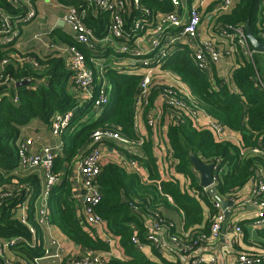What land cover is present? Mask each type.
Listing matches in <instances>:
<instances>
[{"label":"trees","instance_id":"trees-1","mask_svg":"<svg viewBox=\"0 0 264 264\" xmlns=\"http://www.w3.org/2000/svg\"><path fill=\"white\" fill-rule=\"evenodd\" d=\"M263 2L264 0H238L217 21L221 24L241 25L248 22L253 36L261 41L264 18H259L258 14ZM68 3L85 4L81 0ZM139 5L148 7L152 12L171 10L170 0H140ZM0 9L11 19H17L22 16L26 7L20 2L0 0ZM86 9L83 22L95 36H106L111 23L109 12L92 5L86 6ZM140 15L132 4L125 8L121 16L126 39L115 41L121 40L126 47H134V39L141 32H131L130 28L133 19ZM46 38L47 50L41 54L35 52L34 48L18 53L13 42L7 46L0 45V77L12 81L9 91L16 89L17 97L16 102L8 95L0 97V185L6 184L9 189L20 187V191L15 192V196L6 198L0 207V238L22 235L31 240L28 228L19 221L16 211H13L18 204L25 202L28 221L36 228L38 235H41V228L33 215V208L40 194L39 176L36 171L24 174L16 171V142L22 127L33 118L50 125L54 113L71 111L68 124L60 132L62 154L55 155L53 160L52 173L61 179L51 187L46 196L48 222L58 228L70 242L82 248L84 253L92 251L106 254L110 251L109 244L97 235L95 229L88 225L87 228L83 227L79 221L78 203L70 193L71 182L68 176L72 161L79 160L86 153V146L94 130L111 128L124 137L135 138L133 105L140 75L122 74L104 65L100 72L99 67L94 65L97 61L120 55L112 46L106 45L95 50L84 48L75 41L72 33L60 27L52 29ZM66 46H75L84 54L85 62L93 72L96 89L101 77L109 83V101L99 109L97 115L90 114L91 101L78 98V88L68 67L69 56L56 48ZM17 56L28 58L29 61L20 63ZM4 59L7 62L2 64ZM237 63L231 73L230 85L215 73L197 69L186 51H174L164 63L166 69L178 74L187 85L197 106L228 130L238 132L242 144L238 147L229 140L218 141L208 129L194 126L190 121L179 125L168 123L167 137L173 150L176 171L187 179V188L182 187L175 179H160L150 138L142 147L149 181L144 182L137 173L128 172L117 163L101 164L97 177L100 201L95 211L102 217L107 230L118 239L125 256L123 259L104 257L101 264H181L180 258L169 261L160 257L159 261L153 260L132 243L131 239L135 236L142 244L151 245L154 254L161 256V250L148 240L143 222L146 216L153 217L168 234L177 236L179 247L176 248L180 255L191 254L204 243L199 238L209 234L210 216L215 210L211 197L199 185L198 177L192 170L190 154L198 156L205 163L216 165L214 184L217 194L226 201L238 199L235 193L248 182L264 178V156L253 151L258 146L264 149V91L257 80L252 60L239 53ZM23 80H27L29 84L14 87V83ZM154 95L155 93L151 94V101ZM225 166L226 171L223 169ZM203 203L210 212L207 218L203 217ZM166 210L182 212V233L175 230L172 220L165 214ZM241 226L246 240L248 231L243 223ZM255 236L256 240L249 243L251 249L245 253L260 258L258 264H264V227H256ZM39 240L33 246L19 243L10 247L19 258L8 260L5 256H0V264H20L43 256V241L41 238ZM184 246H191V249L187 251Z\"/></svg>","mask_w":264,"mask_h":264},{"label":"built area","instance_id":"built-area-1","mask_svg":"<svg viewBox=\"0 0 264 264\" xmlns=\"http://www.w3.org/2000/svg\"><path fill=\"white\" fill-rule=\"evenodd\" d=\"M13 3H22L25 5L26 10L17 19H11L5 12L0 9V45L7 46L13 42L14 45L18 42L22 33V28L33 21L36 17L35 6L32 1L35 0H10ZM49 1V0H47ZM85 4L71 5L63 4L67 7L66 13L62 17V21L67 25L74 39L77 43L84 48L95 50L100 49L101 43L107 40L126 39L124 31V21L121 13L125 11V8L129 4L136 7L140 12V16L136 17L132 21L131 32H146L147 27L153 29V33H161V30L169 28H180L179 31L166 43L158 39L157 36L152 37L150 41V48L152 51L151 56L143 54L144 58L138 60L144 68L147 70L140 74L138 82V90L134 98V121L138 118H142L147 127L152 129L156 128L161 121V117L164 111L167 113L168 120L176 125H179L185 121H190L194 126L203 127L208 129L213 137L218 141H224L228 139L227 132L230 131L221 125L219 122L211 118L203 109H201L194 101L191 94L179 87L168 85L164 82L152 83V73L154 68H159L161 62L166 57L169 51V46L177 41H183L185 39L192 40L198 36V27L200 25L201 16L199 7L202 5L200 0H194L190 3L187 9V18L183 22L179 9L181 7L180 0H170L173 6V11L165 12L159 20L155 23L149 21L150 10L146 6L139 5L140 0H81ZM232 0H221L220 9L226 10L231 5ZM100 9L102 11H108L111 18V23L108 26L109 35L99 38L93 34V31L86 26L83 22V17L87 14L86 6ZM152 25V26H151ZM219 36L221 38L231 40L233 44L241 49L245 55L250 56L251 50L249 49V41L245 35L244 26L241 24H221L218 28ZM261 37L264 38V32L261 33ZM38 35L35 39H38ZM48 46V43L45 44ZM15 47V46H14ZM69 56L68 67L73 73L74 83L79 90V97L82 100H89L92 102V110L105 106L109 101V84L104 77H101L99 86L96 89V83L94 80L92 70L87 66L85 62L84 54L78 50L75 46L56 47ZM132 51L124 44L118 46V52H130L132 55H142L138 45L135 44ZM223 51L217 49L209 41H203L200 46L193 50V61L197 69L207 70L210 63L218 61L223 56ZM21 63L23 61H29L28 58L21 57L18 59ZM32 62L34 60L31 59ZM7 62V59L2 60V64ZM137 61L131 62L130 66L135 67ZM121 70L125 68L121 66ZM131 68V67H129ZM100 72L102 66H99ZM257 80L260 87L264 91V73L262 77L257 74ZM28 82L27 80H23ZM11 80L9 78L0 77V87L11 86ZM29 83V82H28ZM16 83H14L15 85ZM155 93L156 103L151 102V94ZM16 95L13 101L16 102ZM203 112L204 118L199 119L198 114ZM71 111L66 113H54L50 119V130L54 135H59L60 132L66 127L70 118ZM167 125V124H166ZM114 141L119 145L126 147L134 144L135 141L122 136L117 131L111 128L96 129L90 135L88 144L86 146V153L80 158L78 163L77 182L82 188L83 205L81 209V215L85 225L92 228H104L105 222L102 217L95 211L96 205L100 201V193L97 187V177L101 168V154L100 145L106 142ZM34 140L32 138L19 139L16 142V153L18 169L30 173L35 169H39L44 176V185L41 191V200L43 204L37 207L34 219L37 225L41 228L48 225V208L45 205L46 196L51 187L59 183L60 178L52 173V166L55 154L50 146H43L40 152H29V147L33 145ZM143 141L140 140L138 144ZM238 145V144H237ZM255 153H260L264 156V149L261 146L253 149ZM134 164V163H132ZM214 171H216V165L213 164ZM217 172V171H216ZM215 177L213 178V184ZM20 187L14 186V188H7L5 185H0V207L6 198L15 196V192L20 191ZM205 192L211 197V204L215 212L210 216V232L207 236H201L199 241L206 242L207 240L215 239L219 236L222 224L225 221V212L229 210V207H222L221 202L213 197L209 193L208 188L202 187ZM245 203H248L256 208L255 219L253 220L254 227H264V178L259 177L256 181H253L249 198ZM16 216L19 221L26 225L31 236V240L25 239L24 236H13L3 239L0 242V256L4 257L5 252L10 247L19 243H25L29 246H33L36 242L40 241L41 235H38L36 228L28 221V215L25 211L24 203L18 204L16 209ZM152 223V231L148 233V240L159 249L165 246L179 247V239L175 235L167 234L166 240L158 236V232L163 229L161 224L156 223L155 220ZM228 228L233 233V238L230 240L228 246L232 248L235 245L237 237L241 234V227L239 225L229 224ZM132 243L139 249H142L143 244L135 236L131 239ZM50 247L56 248L52 253L48 249H44V255H49L53 258H60L61 247L58 241L51 237L49 240ZM188 251L191 246H184ZM177 249V248H176ZM218 255L210 254L197 255L194 257L195 263L203 264H215ZM104 260V256L101 253H95L88 251L80 258L71 259L67 264H101ZM7 263V261H6ZM260 258L247 254L245 252L238 253L236 256L235 264H258Z\"/></svg>","mask_w":264,"mask_h":264},{"label":"crops","instance_id":"crops-1","mask_svg":"<svg viewBox=\"0 0 264 264\" xmlns=\"http://www.w3.org/2000/svg\"><path fill=\"white\" fill-rule=\"evenodd\" d=\"M69 1H72V0H49V1L35 0L34 1L36 17L33 21L26 24L22 28V33L20 35V38L15 45V48L16 50H18V53L29 51L28 49L30 48H34V51L37 52L38 54L39 53L41 54V52L46 51L47 47L45 46V44L48 43V40L46 38L47 34H49L50 31H52V29L54 28H57V27L64 28L65 30L72 33V31L67 25L58 24L59 21H62V17L66 13L67 7L63 4H67V5L71 4V3H68ZM158 1H161V0H158ZM180 1H181V7L179 9V12L181 15V20L185 22L187 18V9L190 6V3L193 2L194 0H180ZM200 1L202 5L199 7L201 21L198 27V36L196 38H193L190 41L185 39L183 41L174 42L173 44L169 46L170 47L169 51L167 52L166 57L163 59V62H161L160 67L153 69L152 83L155 84V82L156 83L164 82L168 85L179 87L185 90L186 92L188 91L191 94L187 85L183 83L179 75L169 69H166L163 65L167 61V59L171 56V54L177 50L186 51L188 55L191 57V60L194 64L193 56H192L193 50L197 49L203 41H209L213 44L214 47L223 51L224 54L218 61L210 63L208 65L207 70L205 71L209 73H215L219 77L223 78L227 84L229 85L232 84L231 73L238 64L237 60H238L239 53H243V52H241V49L239 47L236 48V46L233 44L231 40H227L219 36L218 28L221 25V23L217 21V18L222 14L228 13L235 6L238 0H232L231 5L226 10H222L219 8L221 4V0H200ZM129 6L131 5L129 4ZM48 8L59 9V12L53 13V15H50L49 13L46 12L49 10ZM173 10H174L173 6L171 5V10L166 11V12H170ZM164 13L165 12L162 10H156L155 12H152L150 10L149 21L153 23L157 22L159 18L161 17V15H163ZM258 16L259 18L260 17L264 18V2L262 3V8ZM263 25H264V22H263ZM149 27H147L146 32H144L143 34L140 33V35L136 38V40L134 39V37L132 38V41L134 39V45L135 44L138 45V48L141 50L142 55L136 56V55H132V53L130 52H127V53L119 52L120 53L119 56L117 57L111 56L107 60L97 61L94 65L97 67L102 66V65L109 66L112 69H115L118 72L122 74H126V75H140L144 73L147 69L144 68L142 64L140 63V61L138 60L144 58L143 54L147 55V57L151 56L152 54V51L150 48L151 38L157 36L158 39L162 42V44H164L169 38H171V36L173 37L180 29V28L164 29V30H161L162 31L161 33L155 34L153 33L154 32L153 29ZM108 32L109 31L107 28L106 33ZM36 35H38L39 37L38 39H35ZM107 35H109V33ZM129 37L131 38V35ZM263 40L264 38L261 41ZM120 41L107 40L106 42L101 43V46L102 47L106 45L112 46L115 49V51L118 52V46L122 44V42ZM133 49L134 48L130 47L131 51ZM249 49L251 50V55L248 56V55H245L244 53L243 55L249 57L252 60L254 67H255L256 76L257 74H259L262 77L264 73V52L253 51V48L250 45V43H249ZM16 58L19 59L18 56ZM130 61L131 62L137 61V65L132 68V66H130ZM121 66H123L125 69L121 70L122 69ZM14 87H17V86L14 85ZM9 88L10 87H7V86L0 87V97L4 94V95L10 96V98L13 99L16 93V89H12L13 91H9L10 90ZM109 94H110V86H109ZM78 98H80L79 95H78ZM151 102L152 103L157 102L156 95L152 97ZM90 112H92L91 113L92 115L93 114L97 115V113L99 112V109L95 111L91 110ZM202 113L203 112L201 111L198 114L200 120L204 118ZM31 120H30L31 122L29 121V123H27L25 126L22 127L18 140L23 139V138H32L34 140L33 145L29 147V152L38 153L40 152L43 146H50L53 149V153L55 155H61L63 143L60 138V134L54 135L50 130V125L45 124L38 118H33ZM168 123H171V122L168 120L167 113L165 111L161 117L160 123L154 129L147 127L145 122H143L142 118H138L135 122L134 115H133V127H134L136 136L135 138L131 140L135 141L134 144L123 147L114 141L103 143L102 145H100V154H101L102 164L109 163V162L117 163L120 166H122L126 171L137 173L144 182L149 181L148 180L149 173H148L147 167L145 166V162H144L145 159H144L142 147L145 141L149 140L150 138L151 143H152V155L157 165V171H158V174L160 175V179H164V180L175 179L179 182V184L182 187L187 188L188 186L187 179L182 174L176 171V162L173 160L174 159L173 150H172L171 144L167 137ZM227 136H228L227 140L231 141L235 145L238 144L237 145L238 147L241 146L242 140L238 132L228 131ZM140 140H142L143 142L141 144H138ZM191 156H195L199 158L198 156L194 154H190L189 158H191ZM79 160L72 161L73 165H72V169L70 170L68 180L71 182V192L70 193L77 200V203H78L77 215L79 217V221L83 225V227H86L83 221L82 215H81V209L83 205L82 188L80 184L77 182V172H78L77 167H78ZM191 166H192V170L196 173L198 177V183H199L200 181L199 173L193 167L192 162H191ZM223 169L224 171H226V166L223 167ZM16 171L18 173L21 172L23 174L27 173L26 171H22L18 168L16 169ZM34 171H36L37 175L39 176L40 194H41V191L44 185V176L39 169H35ZM17 172H14V173H17ZM252 183L253 182H248L245 186H243L241 189H239L235 193L238 199H232L230 201H227V202H231L232 204L231 206H229V210H227L229 212V217L226 220L225 229L223 230L221 228L220 234L217 238L207 240L200 247L195 249L191 254L180 255L177 249L171 245L170 246L167 245L163 247L162 249H160L161 256L154 254L152 252L151 245L149 244H143L142 251L148 257H150L153 260H157V261H159L160 257H163L165 260H169V261L180 258L181 264H200V263L194 262V257H196L197 255L208 256L210 254H213L216 256L218 255L217 261L215 264H235L237 254L246 252V250L251 249V245L249 243L256 240V236H255L256 228L253 225V220L255 219L257 210L254 206L248 203H245L246 200L250 196ZM1 185L7 186L6 184H1ZM40 194L33 208L34 216H35L37 207L43 204ZM220 198L225 200L222 197ZM168 199L170 200V197ZM26 204L27 202L24 203L25 211L27 212ZM45 205L47 206L46 202H45ZM202 209H203V217L207 218L210 212L204 203L202 204ZM165 214L169 219L172 220L175 230L178 233H182L183 232L182 212L175 211V210H166ZM153 220L154 218L151 216H146L143 218V222L145 224L147 234L152 231L151 227H152V223L154 222ZM241 223H243V225L247 229L249 236L245 240L243 238V229H242V232H241L242 234H240V236L237 237L235 245L232 246V248H230L228 244L234 235L232 231L229 230L228 225L234 224V225L241 226ZM93 229H95V232L97 233V235L102 240L106 241L110 246V251L107 252L106 254H103L105 258H109V257H115L119 259L125 258L123 251L119 246L118 239L114 237L107 230L106 225H104L103 229L101 228H93ZM167 234L168 233L166 232L164 228L158 232V236L162 239V241L166 240ZM40 237L43 241V246H42L43 249L46 248L52 253L55 251L56 248L50 247L49 240L51 239V237H53L58 241L61 247L60 258H53V257H50L49 255L43 254V256L37 259H34L33 261H26V262L22 261V263L20 264H67L69 260L80 258L84 255L82 248L70 242L59 231L58 228L50 225L49 223L48 225L41 227ZM3 239L4 238H0V242ZM4 256L8 258V260L19 258L18 255H16L15 252L10 249H8L5 252Z\"/></svg>","mask_w":264,"mask_h":264},{"label":"water","instance_id":"water-1","mask_svg":"<svg viewBox=\"0 0 264 264\" xmlns=\"http://www.w3.org/2000/svg\"><path fill=\"white\" fill-rule=\"evenodd\" d=\"M59 25H63V21H59ZM244 31L245 35L250 43V45L253 48V51L255 52H263L264 50V40L260 41L257 38L253 36V34L250 31L249 23L245 22L244 23ZM29 83L26 81H20L16 83L15 85L17 87L25 86L28 85ZM191 162L193 164V167L196 169V171L199 173L200 181L199 185L204 188H208L209 193L213 195V197L221 202L222 207H229L231 206V202H227L223 199H221L218 194H217V189L215 184H213V178L216 175V171H214V167L212 163H205L201 161L199 158L195 156H191ZM214 171V172H213ZM229 217V212H225V221L222 224V229H225L226 226V220Z\"/></svg>","mask_w":264,"mask_h":264},{"label":"rangeland","instance_id":"rangeland-1","mask_svg":"<svg viewBox=\"0 0 264 264\" xmlns=\"http://www.w3.org/2000/svg\"><path fill=\"white\" fill-rule=\"evenodd\" d=\"M49 10L48 11H46L47 13H49L50 15H53V13H57V12H59V9H51V8H48ZM66 28V27H65ZM92 112H90V114H91ZM32 121V120H31ZM30 121V122H31ZM247 215V214H246ZM248 216H249V214H248ZM247 218V217H246Z\"/></svg>","mask_w":264,"mask_h":264}]
</instances>
